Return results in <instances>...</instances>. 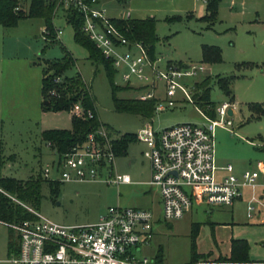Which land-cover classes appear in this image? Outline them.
Instances as JSON below:
<instances>
[{
  "label": "rangeland",
  "instance_id": "374dc122",
  "mask_svg": "<svg viewBox=\"0 0 264 264\" xmlns=\"http://www.w3.org/2000/svg\"><path fill=\"white\" fill-rule=\"evenodd\" d=\"M101 1L110 16H153L159 37L156 53L165 60L183 65L206 64L204 71L184 82L191 85L211 76V100L216 106L224 101L232 104L234 131L222 126L214 131L218 165L231 163L235 172H242L256 167L258 160L264 161V147L247 140L264 141V116H258L249 106L252 102H264V0H219L215 19L208 18L206 0ZM63 10L61 7L54 18L55 28L62 29L59 35L46 37L43 17L25 16L15 26L0 24V177L37 176L58 158L56 148L43 138L42 131L71 128L72 112L44 107L42 79L47 60L61 59L66 49L76 61L60 75L65 78L79 74L87 82L97 115L111 135L136 133L148 120L141 113L115 106L111 77L101 62L89 58L88 48L75 39L74 27ZM205 44L218 46L221 59L205 60ZM123 70L117 69L113 76V82L123 86L117 95L140 98L144 88L138 86L142 81L132 76L130 85L122 76ZM158 85L159 94H163L164 83ZM177 98L175 106L154 112L155 128L188 121L207 123L198 102L182 100L180 93ZM144 149L145 144L138 139L130 142L127 152L117 155L116 170L129 173L133 180H148L150 161ZM52 176L60 177V172L53 170ZM41 185V200L36 209L65 225L97 222L110 205L151 209L155 216L153 238L145 253L156 257L158 264L264 262V224L247 217L245 200L238 199L232 205H210L195 200L192 213L169 221L164 219L157 187L149 183L111 184L103 177L51 183L43 178ZM193 223L200 225L197 250L210 253L198 263H192L191 258ZM233 239L248 241L249 257L254 262L229 260ZM11 243L19 246L18 233L0 221V259L11 255ZM160 249L162 263L157 258Z\"/></svg>",
  "mask_w": 264,
  "mask_h": 264
},
{
  "label": "built area",
  "instance_id": "2783aa9c",
  "mask_svg": "<svg viewBox=\"0 0 264 264\" xmlns=\"http://www.w3.org/2000/svg\"><path fill=\"white\" fill-rule=\"evenodd\" d=\"M57 7H74L82 13L84 32L105 57L113 60L117 69H124L122 76L130 85L132 76L142 81L138 88H144V92L139 96L155 98L156 112L175 106L178 93L180 99L196 104L197 81L188 85L184 79L204 71L205 63L183 65L156 53L152 55L143 41L129 37L112 21L100 0H58ZM44 32L47 34L45 29ZM61 32L62 29H56V35ZM53 81L59 84L63 77L57 74ZM159 82L164 83L163 94H159ZM56 95L59 89L54 86L50 96ZM197 107L207 123L188 121L155 128L152 115L136 132L137 139L145 144L143 153L150 161L147 183L160 191L164 219H182L195 200L210 205H232L247 194V217L264 224V161L258 160L256 167L242 172H235L231 163L218 165L216 161L215 128L222 126L234 131L231 102L217 105L214 117ZM70 110L84 119L94 117L93 109L85 108L81 100L75 101ZM114 139L101 124L89 131L84 141L63 155L58 154L52 164L42 169V175L59 181L103 177L111 184L131 183L133 178L129 173L116 170ZM247 140L264 147V141ZM53 170H58L60 177H53ZM0 191L35 215L33 219L10 225L18 233L19 251L17 255L0 259L1 264H158L156 257L145 253L152 242L155 222L150 209L110 205L97 222L65 225L45 217L2 187Z\"/></svg>",
  "mask_w": 264,
  "mask_h": 264
},
{
  "label": "trees",
  "instance_id": "16d2710c",
  "mask_svg": "<svg viewBox=\"0 0 264 264\" xmlns=\"http://www.w3.org/2000/svg\"><path fill=\"white\" fill-rule=\"evenodd\" d=\"M126 2L128 0H120ZM28 2V7L25 3ZM208 18L215 19L218 10L219 0H206ZM58 0H0V24L4 26H15L20 19L25 16L43 17L45 20V30L48 36H54L56 28L54 26V18L58 9ZM67 10L66 19L74 27L75 39L86 46L89 51V58L99 61L104 65L106 72L112 80V95L115 106L121 110H129L138 112L146 118L151 117L155 112L156 99H140L136 97L118 96V91L123 86L113 82V76L117 70L113 60L103 55L101 50L96 46L94 41L82 29L83 15L77 8L70 7ZM112 21L121 27L126 35L131 38L141 40L148 47L149 52L154 55L156 42L159 39L156 32V23L153 16L146 18L135 17H111ZM204 58L207 61L221 59L220 48L216 45L205 44L203 47ZM76 59L73 54L66 49V53L61 59L47 60V66L44 67L43 73V93L45 99H49V103H43L46 109L61 110L70 109L72 104L81 100L85 108H92L94 117L84 119L72 113L71 128H48L42 131L43 138L54 148L59 155H63L69 151L74 145L81 143L86 138L89 131L98 128L102 122L100 121L95 108V100L91 91V87L78 74L77 76H66L59 84L54 83L53 77L62 74L67 67L74 64ZM52 73V78H51ZM211 76L205 77L201 81H197L195 91V100L198 106L206 111L210 116L216 115V104L210 97ZM57 86L59 95L50 96V90ZM199 89H202L199 92ZM70 93V95H68ZM250 108L258 116H264V102H252ZM136 133L126 132L119 137H115L114 146L117 155L127 152L130 142L136 140ZM50 180L51 183L59 180H51L41 174L31 175L26 179L14 176L0 177V187L9 192L18 200L37 208L41 198V182L42 179ZM35 215L24 207L22 203L13 199V197L0 191V221L11 225L26 219H33ZM11 227V226H10ZM200 225L193 223L192 225V263H198L201 258L207 257L210 253H199L197 250L196 239L199 235ZM250 245L246 239H233L231 262L247 263L250 262L249 257ZM19 246L15 247L11 243L10 254L17 255ZM158 262L162 263L163 253L159 250L157 255Z\"/></svg>",
  "mask_w": 264,
  "mask_h": 264
},
{
  "label": "crops",
  "instance_id": "0c3cea01",
  "mask_svg": "<svg viewBox=\"0 0 264 264\" xmlns=\"http://www.w3.org/2000/svg\"><path fill=\"white\" fill-rule=\"evenodd\" d=\"M100 4H101V5L103 4L101 0H100ZM60 8H61V7H60ZM60 8H59V9H60ZM59 9L57 10V12L59 11ZM63 9H64V8H63ZM63 11H64V15H65V17H66V14H65V13H66V10L64 9ZM57 12H56V15H57ZM56 15H55V16H56ZM109 16H110V15H109ZM110 17H114V16H110ZM121 17H122V16H121ZM155 53H156V49H155ZM156 54H157V53H156ZM131 183H145V184H148V183H147V180H133V182H131ZM131 183H121V184H131ZM157 190H158V192H159L158 194H159L160 205H161V210H162L161 195H160V191H159L158 188H157ZM150 191H151V189H150ZM247 198H248V195L246 194V195L242 198V200H245V201H246ZM147 209H149V208H147ZM150 210H151V209H150ZM192 211H193V205H192L191 210H190L189 212H187V213L190 214V213H192ZM186 215H187V214H186ZM186 215H185V216H186ZM185 216H184V217H185ZM198 252H199V251H198ZM199 253H200V252H199ZM211 254H212V253H211ZM252 262H254V261H251V260H250V262H247V263H252ZM262 264H264V262H263Z\"/></svg>",
  "mask_w": 264,
  "mask_h": 264
},
{
  "label": "water",
  "instance_id": "95a60500",
  "mask_svg": "<svg viewBox=\"0 0 264 264\" xmlns=\"http://www.w3.org/2000/svg\"><path fill=\"white\" fill-rule=\"evenodd\" d=\"M44 103H49V99H45V100H44ZM229 112H230V113H232V112H233V110H232V109H230V110H229Z\"/></svg>",
  "mask_w": 264,
  "mask_h": 264
}]
</instances>
